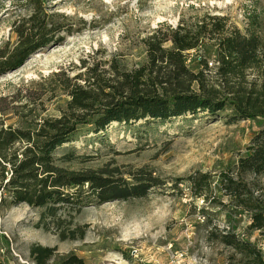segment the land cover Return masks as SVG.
<instances>
[{"label": "rangeland", "instance_id": "rangeland-1", "mask_svg": "<svg viewBox=\"0 0 264 264\" xmlns=\"http://www.w3.org/2000/svg\"><path fill=\"white\" fill-rule=\"evenodd\" d=\"M248 14L264 19V0H0V68L19 44L18 29L28 28L33 16L47 28L43 37L33 35L43 38L41 46L20 66L0 71V128L36 130L66 110V86L83 85L86 73L94 70L108 82L112 67L127 72L140 66L146 61L142 39L160 25L216 15L243 30ZM213 59L211 43L186 56L191 71L199 70L202 60L211 69ZM205 74L209 82L214 79L212 69ZM227 116L179 117L148 131L142 122L143 137L118 125L106 145L81 135L73 148L92 159L62 166L124 178L142 169L162 184L141 198L61 208L46 219L47 229L38 222L40 209L2 204L8 193L0 189V264H36L32 244L55 249L46 264H58L69 253L84 264H231V249L206 238L211 228L230 227L264 254V238L248 229L249 215L235 209L218 185V175L233 171L264 121L228 122ZM197 173L212 177L205 198L194 194L189 180ZM254 183V194L264 200V178ZM78 228L82 238H60V232Z\"/></svg>", "mask_w": 264, "mask_h": 264}, {"label": "trees", "instance_id": "trees-1", "mask_svg": "<svg viewBox=\"0 0 264 264\" xmlns=\"http://www.w3.org/2000/svg\"><path fill=\"white\" fill-rule=\"evenodd\" d=\"M27 23L28 28L18 29L19 44L0 71L20 66L41 46L43 38L33 35L43 37L46 24L37 16ZM142 43L146 61L140 66L127 72L112 67L108 82L93 70L86 73L83 85H67L69 101L59 117L43 120L31 131L0 128V189L8 193L2 204L23 203L40 209L38 222L47 229L46 219L55 217L61 208L80 209L82 203L93 200L101 204L141 198L150 188L162 184L142 169L130 171L124 178L108 170L75 171L62 166L73 160L92 159L73 148L72 143L81 135L106 145L108 135L124 124L143 137L138 133L142 122L148 131L155 124L171 123L179 117L217 118L228 112V122L264 121V19L259 15L248 14L243 30L230 26L224 16H196L181 20L176 27L160 25ZM167 43L169 47H165ZM206 43L214 46V79L210 82L205 74V70H211L208 62L202 60L201 68L191 71L186 60L189 51L199 50ZM258 177L264 178V128L251 138L233 171L218 175L220 191L235 209L249 215L248 229L264 238V200L253 190ZM189 180L198 197L205 198L212 190L210 174L197 173ZM83 236L82 228L60 232L61 239ZM206 238L231 249V264H264L261 249L241 238L234 228H211ZM54 251L36 244L29 247L36 264H46ZM58 264L84 262L69 253Z\"/></svg>", "mask_w": 264, "mask_h": 264}]
</instances>
